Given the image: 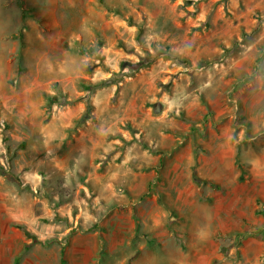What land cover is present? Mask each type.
I'll return each instance as SVG.
<instances>
[{
    "label": "rangeland",
    "instance_id": "obj_1",
    "mask_svg": "<svg viewBox=\"0 0 264 264\" xmlns=\"http://www.w3.org/2000/svg\"><path fill=\"white\" fill-rule=\"evenodd\" d=\"M26 6L40 65L0 42V264H264V0Z\"/></svg>",
    "mask_w": 264,
    "mask_h": 264
},
{
    "label": "crops",
    "instance_id": "obj_2",
    "mask_svg": "<svg viewBox=\"0 0 264 264\" xmlns=\"http://www.w3.org/2000/svg\"><path fill=\"white\" fill-rule=\"evenodd\" d=\"M12 1H15V3H12L11 1H10V3H8L7 0H0V42L4 41V39L7 38L8 35H11V38L9 41H12V42H10V44H12V46L14 47L13 51H16V49L18 48L19 45L24 46L23 44L26 42L27 47H28V45H30L31 47H33L34 51H36L37 56H38V64L37 65L39 66L40 65L39 63H40L42 56H43V53H42L41 49H39V47L41 46V43L44 42V40L43 39L40 41L38 40L37 43L29 44L32 41H30V38L28 37L29 35L23 31V28L28 27V26H24V24H22L23 20L25 19V18H23L22 15L19 18V24L15 25L14 23L10 22V18H8V16H7L9 11L16 9L14 6H17V7L20 6V4L18 2H16V0H12ZM23 2H24V7H25V4H27L26 9L31 10V13H32V8H36L38 6L39 0L37 3H31V0H23ZM19 9L22 12L21 7H19ZM28 14H30V12H28L27 15ZM20 26L22 28L21 32H19ZM28 29L30 31L32 30L29 27H28ZM33 30L35 31L36 29L33 28ZM14 32H15V34L13 35ZM37 33H38V31H37ZM58 36H62V34L59 33ZM53 40H54V44L58 43L59 41L62 42L61 38L58 39V38L54 37ZM22 50H25V47ZM26 50L28 51V49H26ZM0 55L4 57L6 54L4 51H1ZM3 65H5V63ZM4 68L7 69V67H4ZM9 70H11V69H9ZM17 71H15V73H17ZM10 72L11 71L8 72V71H4L3 69H1L0 70V78H3V76L4 77L9 76ZM21 72H23V71H21ZM18 73H20V72L18 71Z\"/></svg>",
    "mask_w": 264,
    "mask_h": 264
},
{
    "label": "trees",
    "instance_id": "obj_3",
    "mask_svg": "<svg viewBox=\"0 0 264 264\" xmlns=\"http://www.w3.org/2000/svg\"><path fill=\"white\" fill-rule=\"evenodd\" d=\"M19 2H20V7H21V9H22V16H23V18H24V16H26L27 15V12H26V10L23 8V0H19ZM193 182L195 183V184H197V185H206V186H209V187H211V188H214V186L213 185H211V184H209L208 182H202L200 179H198L196 176H193Z\"/></svg>",
    "mask_w": 264,
    "mask_h": 264
}]
</instances>
